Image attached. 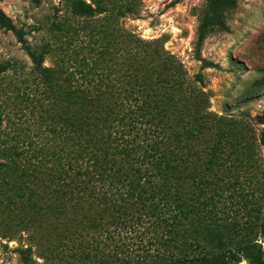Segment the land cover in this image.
Wrapping results in <instances>:
<instances>
[{
  "label": "trees",
  "instance_id": "1",
  "mask_svg": "<svg viewBox=\"0 0 264 264\" xmlns=\"http://www.w3.org/2000/svg\"><path fill=\"white\" fill-rule=\"evenodd\" d=\"M68 2L73 17L53 23L55 39L26 46L41 112L36 138L0 143V167L21 170L10 213L69 263L264 264V114L257 141L248 121L211 110L203 74L191 77L162 39L113 23L104 0ZM237 6L201 9L203 66L213 65L206 38L229 29ZM0 26L24 39L1 6ZM32 249H17L25 264H39Z\"/></svg>",
  "mask_w": 264,
  "mask_h": 264
},
{
  "label": "rangeland",
  "instance_id": "2",
  "mask_svg": "<svg viewBox=\"0 0 264 264\" xmlns=\"http://www.w3.org/2000/svg\"><path fill=\"white\" fill-rule=\"evenodd\" d=\"M206 1L104 0L113 23L124 24L144 38L162 39L191 77L201 72L205 90L210 92L211 110L248 121L258 141L262 124L257 120L264 114V0H238V6L228 16L229 29L210 34L203 44L202 56L213 64L207 67L197 59L195 51L198 16ZM0 6L24 31L21 41L13 31L0 26V112L4 116L0 143L5 145L16 141V136L37 137L41 110L35 98L42 85L26 46L39 52L43 44L55 39L53 23L69 22L73 16L68 0H0ZM54 60V53L48 54L45 65H53ZM17 160L22 164L25 159ZM7 161L0 167V199L14 190L10 174L21 172L8 171L6 164L11 165ZM235 194L234 205L240 198L239 192ZM2 204L0 264H25L17 249L29 244L33 249L28 253L39 264H75L73 260L67 262V255L54 256L46 244L37 245L21 215L10 213L6 199ZM258 239L264 250V235Z\"/></svg>",
  "mask_w": 264,
  "mask_h": 264
}]
</instances>
